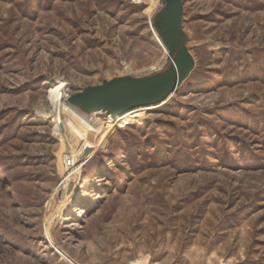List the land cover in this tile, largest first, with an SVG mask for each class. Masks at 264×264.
I'll return each mask as SVG.
<instances>
[{"label": "rangeland", "instance_id": "obj_1", "mask_svg": "<svg viewBox=\"0 0 264 264\" xmlns=\"http://www.w3.org/2000/svg\"><path fill=\"white\" fill-rule=\"evenodd\" d=\"M160 13L195 59L175 93L111 134L56 131L42 111L59 80L71 98L166 63ZM144 255L264 264V0H0V264Z\"/></svg>", "mask_w": 264, "mask_h": 264}, {"label": "water", "instance_id": "obj_2", "mask_svg": "<svg viewBox=\"0 0 264 264\" xmlns=\"http://www.w3.org/2000/svg\"><path fill=\"white\" fill-rule=\"evenodd\" d=\"M154 28L169 50V61L143 77L126 75L86 87L73 94L70 103L85 115L105 111L116 116L162 102L175 93L195 67V59L185 45L187 34L178 18L170 21L162 13Z\"/></svg>", "mask_w": 264, "mask_h": 264}, {"label": "bare ground", "instance_id": "obj_3", "mask_svg": "<svg viewBox=\"0 0 264 264\" xmlns=\"http://www.w3.org/2000/svg\"><path fill=\"white\" fill-rule=\"evenodd\" d=\"M157 35H158L159 43L165 46L166 48V59L167 61H169L170 60L169 50L167 49L161 37L159 36L158 32H157ZM67 88H68L67 83L64 80H59L58 84L49 91L48 98H49L51 106L48 109H45L42 111L45 117L52 118L53 121L56 123L54 127L56 131L60 132L61 126H62L61 123H63L64 125H67L68 121H70L71 123H79L85 128H87V130L100 131V129L103 126H105L108 134H111L114 131L113 122L114 120L116 121L118 120L117 122L121 121L122 114L116 115V116H109L110 120L107 123H101L102 126H99V123H97L98 121L96 122L93 121V119H91L90 116H87L83 114L82 112H80L76 107H74L70 103V101H68L70 99V95L68 93ZM154 104H157V103H154ZM97 112H101V111H97ZM130 112L131 111H128V112H125L124 114H129ZM92 147L94 146L89 143L85 147L78 148L79 156H82V155L86 156ZM68 172H72V170ZM72 178H75V175H73ZM148 262H149V255H144L138 259L131 261L129 264H147Z\"/></svg>", "mask_w": 264, "mask_h": 264}, {"label": "built area", "instance_id": "obj_4", "mask_svg": "<svg viewBox=\"0 0 264 264\" xmlns=\"http://www.w3.org/2000/svg\"><path fill=\"white\" fill-rule=\"evenodd\" d=\"M63 165L67 171H71L77 167L76 158L72 155H65L63 157Z\"/></svg>", "mask_w": 264, "mask_h": 264}, {"label": "crops", "instance_id": "obj_5", "mask_svg": "<svg viewBox=\"0 0 264 264\" xmlns=\"http://www.w3.org/2000/svg\"><path fill=\"white\" fill-rule=\"evenodd\" d=\"M149 260H150V257H149ZM147 264H164L163 262H160V261H157L155 263H152V261H149Z\"/></svg>", "mask_w": 264, "mask_h": 264}]
</instances>
